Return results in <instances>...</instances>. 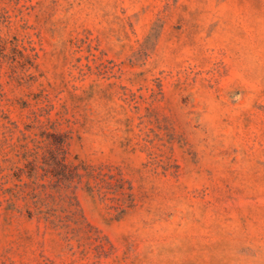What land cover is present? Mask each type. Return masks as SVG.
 Segmentation results:
<instances>
[{
    "label": "rangeland",
    "instance_id": "1",
    "mask_svg": "<svg viewBox=\"0 0 264 264\" xmlns=\"http://www.w3.org/2000/svg\"><path fill=\"white\" fill-rule=\"evenodd\" d=\"M0 264H264V0H0Z\"/></svg>",
    "mask_w": 264,
    "mask_h": 264
}]
</instances>
